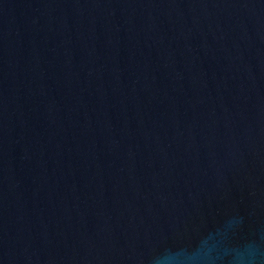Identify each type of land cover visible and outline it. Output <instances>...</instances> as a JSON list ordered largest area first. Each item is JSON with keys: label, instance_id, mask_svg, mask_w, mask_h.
<instances>
[{"label": "water", "instance_id": "water-1", "mask_svg": "<svg viewBox=\"0 0 264 264\" xmlns=\"http://www.w3.org/2000/svg\"><path fill=\"white\" fill-rule=\"evenodd\" d=\"M0 264H264V0H0Z\"/></svg>", "mask_w": 264, "mask_h": 264}]
</instances>
